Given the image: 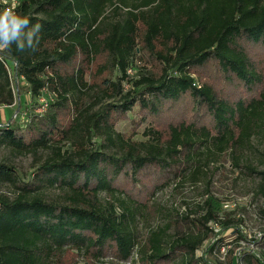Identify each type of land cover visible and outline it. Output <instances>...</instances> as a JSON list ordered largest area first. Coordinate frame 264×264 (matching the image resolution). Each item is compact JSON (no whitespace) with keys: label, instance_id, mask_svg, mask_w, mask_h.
<instances>
[{"label":"trees","instance_id":"1","mask_svg":"<svg viewBox=\"0 0 264 264\" xmlns=\"http://www.w3.org/2000/svg\"><path fill=\"white\" fill-rule=\"evenodd\" d=\"M111 7L125 11L121 21L108 20ZM16 14L43 27L38 51L1 52L0 107L14 102L13 63L30 97L53 99L42 114L0 125V142L18 154L46 153L28 182L0 165V187H14L12 198L0 193V264H66L68 253L90 264L108 254L212 264L226 248L211 224L242 238V221L221 220L210 193L200 217L178 214L143 242L138 226L163 168L189 166L207 145L222 154L264 137V0H23ZM227 256L233 264L234 251ZM236 259L264 264L255 251Z\"/></svg>","mask_w":264,"mask_h":264},{"label":"rangeland","instance_id":"2","mask_svg":"<svg viewBox=\"0 0 264 264\" xmlns=\"http://www.w3.org/2000/svg\"><path fill=\"white\" fill-rule=\"evenodd\" d=\"M125 11L115 12L114 7L108 9L106 15L110 22H118L123 19ZM104 60H100L101 65ZM92 73L98 71V64L91 68ZM119 76L116 71H104L102 78H110L115 81ZM14 102L11 106L0 107V125H8L10 120L24 122L27 115L33 110L35 114H42L49 109L52 97L48 92H43L40 98L30 97L28 86L18 78L14 70L12 72ZM128 89V87H126ZM25 108H29L26 111ZM192 116L191 114L188 115ZM187 119H190V117ZM146 124L139 130L136 140H145L142 133ZM131 125L127 122H120L117 130L127 133ZM100 144V140H96ZM195 160L190 165L180 167L163 168L159 176H155L154 188L157 192L150 195V209L145 217L141 219L138 226L139 241L147 239L149 233L159 228H164L174 221L178 214L194 212L195 217L204 215L201 210L205 196L210 193L222 202L224 214L221 220L242 221V238L234 230H223V225H213L211 228L218 236L222 237V245L226 249L218 251L210 257L212 264H228L227 251H234V263L237 256L244 251H255L264 255V182L260 173L264 172V137L255 136L249 144L240 149H228L225 153L207 145L198 148L194 152ZM46 153L40 156L21 155L12 148L0 142V165L14 168L22 182L33 180L37 167L45 158ZM199 170L193 179L194 172ZM1 194L14 197V187L10 184H2ZM49 197H59V192L50 189ZM105 198V196H101ZM172 235V231L168 232ZM219 246L221 249L223 246ZM205 248V247H204ZM219 249V248H218ZM201 254V252H200ZM138 255V248L133 259ZM136 260H134L135 262ZM105 264H132V261L120 262L111 254L104 260ZM66 264H90L83 256L68 253L65 257Z\"/></svg>","mask_w":264,"mask_h":264},{"label":"clouds","instance_id":"3","mask_svg":"<svg viewBox=\"0 0 264 264\" xmlns=\"http://www.w3.org/2000/svg\"><path fill=\"white\" fill-rule=\"evenodd\" d=\"M43 25L11 11L0 13V52L10 50L13 45L18 52L38 51Z\"/></svg>","mask_w":264,"mask_h":264},{"label":"built area","instance_id":"4","mask_svg":"<svg viewBox=\"0 0 264 264\" xmlns=\"http://www.w3.org/2000/svg\"><path fill=\"white\" fill-rule=\"evenodd\" d=\"M23 0H0V11L4 12V11H11L12 13L16 14L17 9L19 8V6L21 5V2ZM2 53L0 52V58H1ZM14 67V72L16 74V66L17 64L13 63ZM12 65V66H13ZM11 74L12 71L11 69H9ZM131 73V71H130Z\"/></svg>","mask_w":264,"mask_h":264}]
</instances>
